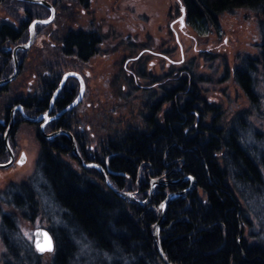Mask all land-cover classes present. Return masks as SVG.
<instances>
[{
	"label": "flooded vegetation",
	"instance_id": "flooded-vegetation-1",
	"mask_svg": "<svg viewBox=\"0 0 264 264\" xmlns=\"http://www.w3.org/2000/svg\"><path fill=\"white\" fill-rule=\"evenodd\" d=\"M41 1L5 0L0 4L7 2L13 9L11 21L0 20V80L13 73L12 49L27 43L30 23L35 19L50 20L34 25L30 46L15 52L16 77L0 83V165L11 161L8 166H0V202L24 201L20 196L22 185L34 178L23 180L18 171L27 160L26 148L18 142L22 128L29 130L37 146L33 158L34 175L39 171L41 156L46 159L60 151L65 154V158L62 157L65 166L72 172L90 174L93 168L103 180L95 166L85 165L94 163L104 169L113 186L125 184V175L102 154L104 148L111 145L116 131L122 128L165 127L168 117L171 131L177 130L173 123L178 117L174 76L182 72H176L175 66L183 65L186 73L188 64H196L199 75L210 79L209 86L199 84L184 88L185 93H189L187 99L199 98L200 101L196 107L200 112L196 113L192 123L209 124L211 118H223L225 112L232 115L221 85L229 81L234 91L241 90L237 77L238 60L235 58L228 65L226 57L221 59L220 53L203 49H197V56L185 55L182 43V40L207 39L204 36L210 38L212 33L216 37L221 25L215 30L189 23L178 5L164 6L156 13L144 8L138 11L137 5L126 13L128 15L107 12L104 15L109 19L104 24L107 17L98 14L96 0ZM128 17L131 21L126 22L125 27L120 26V21ZM258 31L257 53L255 56L245 53L246 73L254 87L253 98L259 96L257 90L264 89L258 84L260 80L264 81L261 20ZM165 84L168 85L164 87ZM240 112L235 110L233 114ZM33 118L37 120L31 121ZM11 120L10 132L5 135ZM73 143L82 162L73 151ZM22 157L24 161L20 163ZM175 162H178L177 166L168 164L158 168L154 177L176 180L192 177L172 176L181 169L178 159ZM148 174L146 172L144 177ZM142 183L136 181L135 190L131 186L128 191L136 193L141 190ZM147 183L148 189V180ZM190 183V178H184L171 185L178 186L177 191H180ZM171 185L158 186L154 191Z\"/></svg>",
	"mask_w": 264,
	"mask_h": 264
},
{
	"label": "trees",
	"instance_id": "trees-1",
	"mask_svg": "<svg viewBox=\"0 0 264 264\" xmlns=\"http://www.w3.org/2000/svg\"><path fill=\"white\" fill-rule=\"evenodd\" d=\"M4 1L0 0V4ZM178 2L187 21L205 29L218 30L220 15L224 13L239 8L257 11L262 18L264 64V0ZM243 55L237 62L239 88L249 107L254 109L260 100L253 98L254 87L249 82L247 59ZM188 65L186 73L183 65L174 67L176 72H182L174 76L178 117L173 123L177 130L171 131L168 117L165 127L122 128L116 131L115 139L102 154L125 175L126 183H121L119 189L125 191L132 186L135 190L136 181H143L141 190L135 191L138 199L147 196V180L154 177V172L168 164L177 166V159L181 169L172 176L189 175L195 179L192 192L170 198L160 224L159 246L171 263L264 264V206L260 207L263 219L257 233L251 232V221L244 209L248 201L259 200L264 180V154L247 143L251 139L250 115L244 109L239 114L225 112L223 118H211L209 124L192 123L200 112L196 108L200 101L187 99L189 93L184 88L199 84L204 87L210 79L199 75L196 64ZM256 133H253L255 138ZM64 156V152L57 151L46 159L41 156L38 162L43 186L47 188L44 195L52 198L60 220L56 230L45 228L54 241L52 257L46 263L164 264L155 247L153 231L162 201L179 187L159 188L148 205L141 206L113 193L93 168L92 175L72 172L65 166ZM146 172L148 179L144 177ZM29 185L30 180L25 181L20 192L25 204L15 199L9 204L13 208L11 214L3 215L5 264H44L42 255L34 251L31 242L21 238L17 227L18 213L33 202L34 191Z\"/></svg>",
	"mask_w": 264,
	"mask_h": 264
},
{
	"label": "rangeland",
	"instance_id": "rangeland-1",
	"mask_svg": "<svg viewBox=\"0 0 264 264\" xmlns=\"http://www.w3.org/2000/svg\"><path fill=\"white\" fill-rule=\"evenodd\" d=\"M133 3L131 0H96L95 4L98 6V14H102V16L107 17V12L112 13V15H117L118 13L121 15H128V11L135 7L138 11L139 8L148 9L149 12L154 13L156 10L160 12L164 6L170 5L173 7H177L179 4L178 0H134ZM130 4H133L130 5ZM9 3H5L0 5V20H8L13 19L11 16V9L9 7ZM124 7H123V6ZM156 13V12H155ZM113 17V16H110ZM109 17L106 18L104 24L108 22ZM133 19V18H132ZM261 16L257 11L252 9H243L239 8L233 12H228L220 15V31L218 34H215L216 37L210 33V38L208 36L207 39H196V42L191 41H183L185 55L187 53L192 56H197V49L201 51L210 50L217 54L220 53V58H225L230 65L233 60L241 56V54L246 55L245 53L250 54L251 56H255L258 50V44L260 40V34L258 31V23L260 21ZM134 20V19H133ZM131 21V18L128 17L124 21H120V26L125 27V23ZM157 23V22H156ZM155 23V24H156ZM107 24V23H106ZM154 24V25H155ZM106 26V25H105ZM156 28V25H155ZM190 42V44H188ZM213 46V47H211ZM196 48V49H194ZM209 48V49H208ZM243 55V56H244ZM238 56V57H237ZM220 76L218 77V79ZM230 82L223 83L221 86L223 88V93L227 96L228 101V110L231 114L235 110H247L250 124V133L251 139L248 138V145L255 146L257 151L264 154V89L257 90V94L259 96L257 98L260 99L258 102V107L254 109L249 107L248 101L245 98L244 93L240 90L239 92L234 91L233 88L230 87ZM259 87H264V81L260 80L258 82ZM263 86V87H262ZM224 103V102H223ZM226 105V104H225ZM18 142L26 148L25 153L27 157L24 162V166H19L18 171L22 175V179H30V185L34 191V196L32 198V204L30 207H22V211L18 213V230L21 232L23 240L25 242H31L33 245V231L35 228L43 227L56 230V227L59 225L60 220L57 214V208L55 207L53 200L50 196L44 195L47 191L46 185H44L43 177L40 171H37L34 175L35 164L33 158L36 154V143L32 141L29 130L22 128L19 131ZM256 133V138L253 136V133ZM40 179H39V178ZM33 179H36L34 181ZM33 180V181H31ZM34 186H33V185ZM261 187V196H259V200H254L252 202L248 201V204L244 206V209L247 211L249 216V220L251 221L250 230L253 233L259 232L261 225L260 221L263 219V210L260 212V207L264 206V180L260 185ZM9 202L6 201L0 202V264H5L4 257L7 253V246L4 238V222L3 215L5 213H10L13 211V208L9 206ZM19 204H25L24 201H21ZM248 208V209H247ZM258 217L259 220H258ZM53 251L50 253L41 254V261L44 264L50 261L52 257ZM27 258L26 255H24Z\"/></svg>",
	"mask_w": 264,
	"mask_h": 264
},
{
	"label": "water",
	"instance_id": "water-1",
	"mask_svg": "<svg viewBox=\"0 0 264 264\" xmlns=\"http://www.w3.org/2000/svg\"><path fill=\"white\" fill-rule=\"evenodd\" d=\"M27 1V0H26ZM28 1H34V2H43L41 0H28ZM50 20H33L31 23H30V35H29V39L27 41L26 44H19L18 46L14 47L12 49V53H13V56H14V64H15V68H14V71L11 75H9V78H6V79H3V80H0V83H7L9 82L10 80H12L13 78H15L16 76V73H17V67H18V64H17V60L15 58V55H16V50L21 48V49H27L30 44L32 43V39H33V35H34V30H33V27L36 23H40V22H43V23H47L49 22ZM36 121L37 119H32L31 121ZM11 123H12V120L9 124V126L7 127L6 129V133L5 135H8V133L10 132V128H11ZM73 151H75L74 153L76 154L77 158H78V161H81L82 162V159L80 157V155L78 154V152L75 150V145L73 143ZM21 162L20 163H23L24 161V157L21 158L20 160ZM11 161H9L8 163H5V164H2L0 165L1 167L2 166H8L10 164ZM85 165H93L95 166L99 172H101L102 176H103V180L104 182L106 183V185L108 186L109 189L112 190L113 193H116L117 196L125 199L127 198L128 200H130L131 202L135 203V204H139L141 206H146L148 205V203L150 202V200L153 198L154 196V189L158 186H169L171 184H178L180 181H183L184 178H190L191 179V183L189 185V187L185 188V189H181L180 191H170V193H168L166 195V197L164 198V200L162 201L163 203L161 204L160 206V217L159 219L157 220V222L155 223V228H154V231H153V236H154V244H155V247L157 248V251L159 253V256L160 258H162L164 264H175V263H171L164 255L161 247L159 246V236H158V231H159V228H160V224L162 223V220L165 216V210L167 208V205H168V201L170 200V198L172 197H175V196H179L181 194H185V193H188V192H192V190L195 188V185H196V182L195 180L192 178V177H184L183 179H180V180H176V179H173V178H169L167 179V177H162V176H158V177H155V178H150V186L147 190V196L144 198V199H138L135 197V193L134 192H131V191H128V190H121L119 189L118 187H115L112 185V183H110L109 179H108V176L106 174V172H104V169L99 166L98 164H94V163H90V164H85ZM43 234H46L43 235ZM48 238L51 239V250H45V251H40L39 248L37 247V244L39 243L41 247H45L48 243ZM33 248H34V251L39 255V254H44V253H50L54 250V241H53V238H52V235L50 233V231L46 230L45 228L43 227H38V228H35L34 231H33ZM244 257V256H243Z\"/></svg>",
	"mask_w": 264,
	"mask_h": 264
},
{
	"label": "snow or ice",
	"instance_id": "snow-or-ice-1",
	"mask_svg": "<svg viewBox=\"0 0 264 264\" xmlns=\"http://www.w3.org/2000/svg\"><path fill=\"white\" fill-rule=\"evenodd\" d=\"M43 235L46 236V234H43ZM37 247L39 248L40 251H45V250H49L50 251L51 250V239L48 238V243H47V245L45 247H41L39 243L37 244Z\"/></svg>",
	"mask_w": 264,
	"mask_h": 264
},
{
	"label": "bare ground",
	"instance_id": "bare-ground-1",
	"mask_svg": "<svg viewBox=\"0 0 264 264\" xmlns=\"http://www.w3.org/2000/svg\"><path fill=\"white\" fill-rule=\"evenodd\" d=\"M153 178H155V177H153Z\"/></svg>",
	"mask_w": 264,
	"mask_h": 264
}]
</instances>
